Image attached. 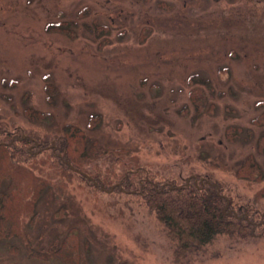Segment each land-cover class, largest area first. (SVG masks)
<instances>
[{
  "label": "rangeland",
  "instance_id": "rangeland-1",
  "mask_svg": "<svg viewBox=\"0 0 264 264\" xmlns=\"http://www.w3.org/2000/svg\"><path fill=\"white\" fill-rule=\"evenodd\" d=\"M0 124L41 139L73 125L179 184L211 175L263 228L218 237L191 264H264V0H0ZM248 156L261 179L236 173ZM64 182L66 195L51 182L35 201L33 249L74 231L80 264H174L140 201ZM9 244L0 239V264H61Z\"/></svg>",
  "mask_w": 264,
  "mask_h": 264
},
{
  "label": "trees",
  "instance_id": "trees-1",
  "mask_svg": "<svg viewBox=\"0 0 264 264\" xmlns=\"http://www.w3.org/2000/svg\"><path fill=\"white\" fill-rule=\"evenodd\" d=\"M55 27L74 38L67 27ZM51 87L45 86L50 102ZM36 115L31 112L33 118ZM11 127L12 124H0V239L16 240L17 245L7 246L11 253L22 250L28 258L80 264L74 231L68 232L57 248L42 252L31 247L25 234V225L32 224L36 217L35 201L51 182L57 189V197L66 195L64 181L69 176L79 177L98 191H102V187L107 194L117 192L140 201L154 215L174 264L193 263L218 237L244 239L263 228V224L255 223L256 214L250 209L244 211L233 205L232 199L222 193L223 187L211 180V175L205 174L203 182L197 184L192 179L188 184L185 180L179 184L174 178L153 174L122 150L109 156L96 140L86 138L73 125L64 126L62 135L46 139L18 135V129ZM31 151L36 156L46 154L47 157L42 163H31L27 158L32 159ZM117 161L123 163V170L116 171L112 163ZM236 173L249 179L263 177L251 156L242 162ZM4 183L6 187L2 189Z\"/></svg>",
  "mask_w": 264,
  "mask_h": 264
},
{
  "label": "water",
  "instance_id": "water-1",
  "mask_svg": "<svg viewBox=\"0 0 264 264\" xmlns=\"http://www.w3.org/2000/svg\"><path fill=\"white\" fill-rule=\"evenodd\" d=\"M80 174H82L81 172H80ZM86 176V175H85ZM201 180V179H200ZM186 183H188V180L186 181ZM195 183H196V181H195ZM101 190H105L104 188H101ZM264 215V213L263 214H261V216H263Z\"/></svg>",
  "mask_w": 264,
  "mask_h": 264
},
{
  "label": "flooded vegetation",
  "instance_id": "flooded-vegetation-1",
  "mask_svg": "<svg viewBox=\"0 0 264 264\" xmlns=\"http://www.w3.org/2000/svg\"><path fill=\"white\" fill-rule=\"evenodd\" d=\"M263 217H264V215L261 216V214H260V219H263ZM262 223H263V222H259L258 225H260V224H262Z\"/></svg>",
  "mask_w": 264,
  "mask_h": 264
}]
</instances>
